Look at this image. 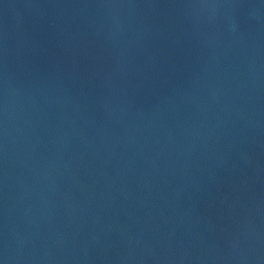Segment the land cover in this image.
I'll return each mask as SVG.
<instances>
[{
  "label": "water",
  "instance_id": "1",
  "mask_svg": "<svg viewBox=\"0 0 264 264\" xmlns=\"http://www.w3.org/2000/svg\"><path fill=\"white\" fill-rule=\"evenodd\" d=\"M0 264H264V0H0Z\"/></svg>",
  "mask_w": 264,
  "mask_h": 264
}]
</instances>
